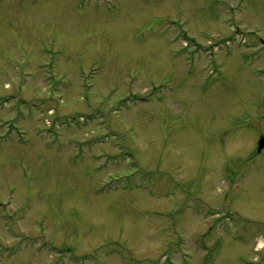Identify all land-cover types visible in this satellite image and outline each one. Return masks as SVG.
<instances>
[{
  "label": "rangeland",
  "instance_id": "374dc122",
  "mask_svg": "<svg viewBox=\"0 0 264 264\" xmlns=\"http://www.w3.org/2000/svg\"><path fill=\"white\" fill-rule=\"evenodd\" d=\"M263 134L264 0H0V264H264Z\"/></svg>",
  "mask_w": 264,
  "mask_h": 264
},
{
  "label": "flooded vegetation",
  "instance_id": "af4514ba",
  "mask_svg": "<svg viewBox=\"0 0 264 264\" xmlns=\"http://www.w3.org/2000/svg\"><path fill=\"white\" fill-rule=\"evenodd\" d=\"M163 71H164V69H162ZM180 70H176V69H171L170 68V70H169V72L171 73V75L173 76V75H176V72L178 73ZM185 72V74H186V70L184 71ZM22 81H24L23 79H22ZM24 87V86H23ZM20 94V95H19ZM17 96H19V98H21V99H23V101L25 102V101H27V98L28 97H26L25 95H23V93H22V86L20 87V88H18V91H15L14 92V97H17ZM221 199H223V198H221ZM227 199V198H226ZM220 208H222V209H228V210H230V209H232V207H231V205H229L228 203H225L224 201H223V203L221 204V207ZM1 219V218H0ZM2 220V219H1ZM40 231L41 232H43V230H41L40 229ZM43 240H45V241H47V239L46 238H44Z\"/></svg>",
  "mask_w": 264,
  "mask_h": 264
},
{
  "label": "water",
  "instance_id": "95a60500",
  "mask_svg": "<svg viewBox=\"0 0 264 264\" xmlns=\"http://www.w3.org/2000/svg\"><path fill=\"white\" fill-rule=\"evenodd\" d=\"M262 147H264V138L261 140V142H260V149L262 148Z\"/></svg>",
  "mask_w": 264,
  "mask_h": 264
},
{
  "label": "bare ground",
  "instance_id": "6f19581e",
  "mask_svg": "<svg viewBox=\"0 0 264 264\" xmlns=\"http://www.w3.org/2000/svg\"><path fill=\"white\" fill-rule=\"evenodd\" d=\"M171 69L173 70V69H176V68H175L174 66H172ZM176 70H177V69H176Z\"/></svg>",
  "mask_w": 264,
  "mask_h": 264
}]
</instances>
